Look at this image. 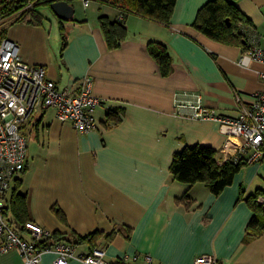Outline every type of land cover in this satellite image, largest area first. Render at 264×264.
Masks as SVG:
<instances>
[{
	"label": "crops",
	"instance_id": "1",
	"mask_svg": "<svg viewBox=\"0 0 264 264\" xmlns=\"http://www.w3.org/2000/svg\"><path fill=\"white\" fill-rule=\"evenodd\" d=\"M93 1L99 6L91 8ZM207 1L176 0L167 24L125 14L126 37L110 48L98 17L117 20L119 9L92 0L80 14L73 0V19H60L65 47L53 48V57L34 59L19 46L22 59L44 65L59 86L78 88L89 76L102 103L89 132L59 121L53 108L29 117L22 126L27 160L11 182L7 203L17 186L27 196L29 220L70 238L96 231L93 242L73 243L76 252L101 246L112 261L127 255L128 264H142L149 254L156 264H194L196 256L210 253L220 264H264V232L244 241L254 213L245 198L264 188V157L244 165L219 194L203 183L178 181L170 171L174 153L185 146H210L222 158L226 138L213 118L176 114V98L200 96L216 112L235 116L261 88L260 62L239 65L241 46L212 39L194 26ZM235 2L264 47V0ZM32 24L41 28L43 22ZM150 42L166 46L169 74L161 73ZM115 111L121 115L116 123L110 115ZM186 194L193 201L189 206L182 200ZM53 258L46 252L40 264H52ZM0 264L26 263L14 249L0 256Z\"/></svg>",
	"mask_w": 264,
	"mask_h": 264
},
{
	"label": "built area",
	"instance_id": "2",
	"mask_svg": "<svg viewBox=\"0 0 264 264\" xmlns=\"http://www.w3.org/2000/svg\"><path fill=\"white\" fill-rule=\"evenodd\" d=\"M91 1L83 0L84 7ZM22 3V7L9 15L0 13V256L17 249L26 264H40L46 252L54 255L52 264H68L72 260L84 264H128L127 255L117 261L108 260L101 246L76 252L75 245L66 239L40 246L38 242L49 237L52 234L50 230L27 220L24 223L27 234L21 235L6 218V193L27 160L23 124L36 111L53 108L59 121L71 122L81 133L89 132L97 126L94 112L102 103V99L91 91L92 79L89 76L81 79L78 88L59 86L48 77L44 65L29 64L22 59L19 45L5 37L4 25L10 19L23 17L37 9L40 2L22 0ZM124 15L121 11L118 19L122 20ZM252 60L262 65L259 72L261 88L252 94L253 102L242 105L237 115L216 112L203 104L200 96L194 100L176 98L174 103L176 114L194 119L213 118L219 122L220 130L226 137L221 146L223 160L243 159L253 163L264 157V47L258 44L254 34L249 37V46L242 52L238 64L248 66ZM257 200L264 204V197ZM143 260L142 264H156L149 254H145ZM194 264L220 262L213 254L202 253L195 257Z\"/></svg>",
	"mask_w": 264,
	"mask_h": 264
},
{
	"label": "trees",
	"instance_id": "3",
	"mask_svg": "<svg viewBox=\"0 0 264 264\" xmlns=\"http://www.w3.org/2000/svg\"><path fill=\"white\" fill-rule=\"evenodd\" d=\"M67 1L71 2L73 0ZM98 1L116 7L124 14L134 13L164 24L170 21L176 3V0ZM39 2L40 5L49 6L51 0H39ZM22 5V0H0V13L9 15L22 7ZM23 18L34 24H41L44 16L37 9H34ZM98 21L108 47H117L125 39L127 30L123 20H111L106 15H100ZM59 22L63 38L62 46L65 47L66 35L60 19ZM194 26L212 39L241 46L243 52L248 48L249 37L255 28L250 19L240 11L235 0H208L198 9ZM148 50L157 60L161 73L163 75L169 74L172 69V62L166 46L159 42H150ZM110 113H114L110 115L115 123L121 120V115L116 113V111ZM246 164L248 163L243 159L223 160L218 158L217 150L210 146L195 145L185 146L181 151L174 153L170 171L178 181L188 184L203 183L214 194H219L233 182L235 174ZM261 196L264 197V188L245 198L254 213L248 223L244 241H248L250 238L264 232V204H260L257 200ZM240 197L242 198V195ZM182 200L186 206L193 202L187 194L182 197ZM5 214L9 223L21 235L27 234L24 228L25 221L29 220L27 196L19 191L17 186L12 189L11 196L5 207ZM95 235L96 231L84 236L70 238L58 232H52L49 237L41 239L38 245L49 246L53 241L61 239H66L72 243L80 241L91 243L94 241Z\"/></svg>",
	"mask_w": 264,
	"mask_h": 264
},
{
	"label": "rangeland",
	"instance_id": "4",
	"mask_svg": "<svg viewBox=\"0 0 264 264\" xmlns=\"http://www.w3.org/2000/svg\"><path fill=\"white\" fill-rule=\"evenodd\" d=\"M77 13H84L83 0H74ZM99 3L93 1L92 7H98ZM37 10L44 16L43 25L40 27L26 21L23 17H17L7 21L4 25L5 37L15 41L20 48H27L26 51L31 58H49L52 56L53 48L62 44V34L58 35L59 21L53 15L49 6L40 5ZM15 12V11H14ZM24 51H21V55Z\"/></svg>",
	"mask_w": 264,
	"mask_h": 264
},
{
	"label": "water",
	"instance_id": "5",
	"mask_svg": "<svg viewBox=\"0 0 264 264\" xmlns=\"http://www.w3.org/2000/svg\"><path fill=\"white\" fill-rule=\"evenodd\" d=\"M49 8L61 20L69 21L73 19L74 8L67 0H51Z\"/></svg>",
	"mask_w": 264,
	"mask_h": 264
}]
</instances>
